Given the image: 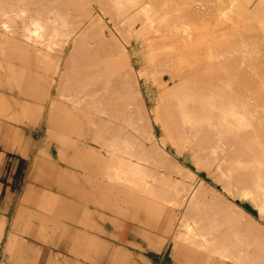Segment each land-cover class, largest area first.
Listing matches in <instances>:
<instances>
[{"label":"bare ground","instance_id":"6f19581e","mask_svg":"<svg viewBox=\"0 0 264 264\" xmlns=\"http://www.w3.org/2000/svg\"><path fill=\"white\" fill-rule=\"evenodd\" d=\"M4 1L0 0V16L2 14L6 16L8 13L9 15L0 18L2 25L0 27L13 34H19L16 32L19 27L15 26L17 21L12 24L15 15L17 14L18 18H22L23 15L25 18L34 10L25 8L26 5L23 3L29 0H16V7L19 1H24L22 5L25 6L24 8L18 6V10L15 9L16 13H13L14 0H11L12 4L11 1L8 3L9 0L7 3ZM205 1L207 4H204ZM205 1L195 3L197 0H41L39 3L43 2L41 3L43 6L41 4L38 6L44 7L42 9L34 0L31 3L39 9L34 7L37 14L44 13L47 19L52 14L53 18L46 23L44 17L40 21L42 17L39 14L37 15L39 19H34L33 23H25L32 17L30 15L31 17L28 16L29 19L26 18L24 22L26 25L20 22V28L24 30L20 34L23 36L26 31L27 36L24 35L31 44L26 41L24 43L34 50L33 55L37 60L39 82L35 88L37 95L43 99L51 95L52 79L46 78L44 72L60 76L49 113L50 127L59 129L71 124L70 121H63L64 116L74 113L66 110L65 104H62V100L66 99L74 109H79L80 113L95 117L107 114L110 115L108 116L110 119L112 116L122 118L125 120L122 123H127L141 136V139L136 138L140 145L136 139V143L132 144L140 147L139 158L145 160L148 166L141 167L142 164L135 162L134 166L140 167H137L139 177L135 176L140 184H136L137 188L141 187L142 192H148L150 197L154 194L165 203L169 199L168 196H171L173 201H176L173 202L172 199L170 201L175 203L178 209L188 206V210L185 208L184 211L186 213L190 211L187 213L188 218H193L195 222L191 225L192 222L190 223L182 214L187 220L181 219L185 222L187 230L186 232L181 230L172 239L176 245V253L186 243L198 246L197 248L205 247L214 254L241 260L239 262L264 264V75H262L264 51L262 52L259 47L253 51V46H260L261 37L264 38L263 34L257 35L259 32L263 33L264 28L259 30L256 27L260 26L259 23L263 25L264 20H256L259 23L257 22L258 25L255 27H252L256 24L253 22L255 20L251 21L250 31L255 33L257 31L256 34L253 33L255 36L252 34L253 38L256 39V35L261 36L257 37L259 39H256L257 43L255 41L251 45L252 37L240 29V21L229 16L228 10L221 12L226 9V4L229 7L231 0L229 2L223 0L229 4L224 2L225 8L219 7L224 18L219 11L216 12L218 6L223 3L222 0L220 4L216 2L220 0H214L212 3L210 0ZM244 1L246 4L243 6L247 7L250 0L249 2L240 0L239 4ZM208 2L211 6L206 7ZM258 2L260 5L257 6L260 9L264 8V3L262 4L261 0ZM1 3L6 8H2ZM255 3L257 4L256 1ZM5 4L13 8L10 6L8 8ZM26 4L29 6L30 3ZM256 4L254 10H257ZM212 5L214 8H211ZM238 6L237 4V10ZM232 7L231 11L236 10L233 4ZM10 8L13 9L12 12ZM252 8L254 7L251 6ZM26 9L33 11L27 13ZM263 10L261 12L264 15ZM35 15L33 18L37 17ZM31 23L33 27H30ZM22 25L27 28H23ZM7 33L0 32V52L9 44L10 52H7L11 58L8 57L10 61L8 59L5 62L13 64L11 59L16 55L18 44L16 39ZM262 41L261 43L264 42ZM262 49L264 50L263 45ZM252 51L255 55H252ZM26 56L28 57V54ZM5 58L7 57L3 60H6ZM12 64L8 74L9 82L14 86L26 79L20 73L23 65L22 68H17L18 72ZM14 64L16 67L15 62ZM254 68L258 69V74L254 73ZM10 110L6 111L8 115H10L8 111L12 112ZM108 117L105 119L107 122ZM114 123L116 125V122ZM157 125L163 129L164 136H159ZM70 133L73 132L70 131L68 135ZM58 135H61L59 131ZM58 135L56 136L60 137ZM132 147L133 153L131 151L129 153L135 154L139 147L137 150L133 145ZM138 155L136 154L135 158L138 159ZM114 156L117 155L114 153ZM125 159L121 160L126 161ZM118 160L119 156L116 160L113 158V162L116 161L118 164L116 168L124 170L123 174L118 171L122 174L120 179H123V182L128 181V186L133 185L134 174L132 178L131 173L124 169L128 168L130 163L131 167L128 170L130 171L132 167L136 169L134 163L132 164L133 160L128 159V165L124 162L126 167L123 161L118 163ZM188 161L193 162L197 170L205 168L210 175H216L215 180L217 179L221 189L205 181L197 171L186 166L185 163ZM114 164L115 162L112 165ZM105 168V172L110 171L109 167ZM113 173L114 171L108 173L112 174L111 177L109 175L103 177L115 181ZM148 176L154 177L153 183L146 180ZM114 178H117L116 174ZM137 180L135 182H138ZM116 183L121 184V181ZM246 200L255 205L258 210L257 216L248 212L239 202ZM162 209L164 212L162 223L168 226L174 208L165 205ZM177 227L176 229H180ZM205 244L206 246L209 244L210 247L207 248Z\"/></svg>","mask_w":264,"mask_h":264},{"label":"crops","instance_id":"0c3cea01","mask_svg":"<svg viewBox=\"0 0 264 264\" xmlns=\"http://www.w3.org/2000/svg\"><path fill=\"white\" fill-rule=\"evenodd\" d=\"M250 1L248 8L255 7V1L260 5L258 0ZM3 51L0 264H238L186 243L176 253L175 242L159 240L156 210L143 212L135 195L122 191L115 175V181L103 177L112 172L108 152L84 138L88 134L77 138L76 130L68 135L72 132L68 127L47 124L46 100L26 81L10 84L11 56L6 48ZM1 59L4 63L9 59L6 69ZM11 62L14 66V58ZM30 92L32 101L27 99ZM24 100L31 102L26 109ZM105 167L110 171L105 172Z\"/></svg>","mask_w":264,"mask_h":264},{"label":"rangeland","instance_id":"374dc122","mask_svg":"<svg viewBox=\"0 0 264 264\" xmlns=\"http://www.w3.org/2000/svg\"><path fill=\"white\" fill-rule=\"evenodd\" d=\"M11 0H9L8 1V3L10 2ZM13 1V0H12ZM12 1H11V4H12ZM24 1H26V0H24ZM24 1H19V2H17V7L15 6L16 5V0H14L13 1V6H14V11H13V13L16 11L15 9H17L18 8V6H20L21 8L23 7L24 8V6L26 5V7L25 8H27L28 9V7L30 8V9H32L33 8V10H34V12H35V10L36 9H38L34 4L32 5V1L34 2V0H29V1H27V2H29L30 4H29V6H28V4H26V3H23ZM31 1V2H30ZM39 1H41V0H38V2H37V0H35V4H37V6L39 5L40 6V4L41 3H43V2H40L39 3ZM202 2V3H204V1L202 0V1H200V0H197V2H195V3H199V2ZM208 1V0H207ZM211 1V2H210ZM209 2L210 3H212V2H214V0H210ZM228 2L230 1V0H227ZM226 1V2H227ZM233 1V2H232ZM262 2V4L264 3V0H261ZM7 3V0H5L4 1V3ZM194 2V1H193ZM209 2H208V6L206 5V7H209V6H211V4L209 5ZM216 2H219V4H220V2H221V0L220 1H216ZM216 2L213 4V5H215L216 4ZM222 2L223 3H221L219 6H218V8L217 7H215V9H216V12L218 13V11H219V14L222 12V11H227L228 10V13H230V15L229 16H231V17H233L236 21H240V29L241 30H243L244 32H247V33H249V35H251V36H249V37H252V39H255V38H253L254 36H255V34L257 33V31H256V33L255 32H252V31H250V28H251V21H253V20H255V21H253V22H256V24H254V26H252V27H255L256 25H258L257 24V22L259 23V21H256V20H260V21H263L264 19H263V17H264V15H263V12H261V10L262 9H264L263 7H261V9H260V7H257L256 9L257 10H254L255 9V7L254 8H252L251 9V7L250 8H247L246 7V5L245 6H243L244 4H246V2L244 1V3L243 2H241V4H239V2H240V0H239V2L237 1V0H231V4H229L228 2V6L230 7H227V4L225 5V7H226V9H224V10H221V12H220V9H219V7H221V9H222V7L223 8H225L224 6H223V4H225L226 2L225 1H223L222 0ZM225 2V3H224ZM238 2V3H237ZM251 2V1H250ZM15 3V4H14ZM21 3V5H19ZM22 3L23 4H25V5H22ZM236 3V4H235ZM2 4V3H1ZM10 4V3H9ZM204 4H207L206 3V1H205V3ZM203 4V5H204ZM218 4V3H217ZM232 4H233V6L234 7H236L235 9L237 10V4L239 5L238 7V9L239 10H233V11H231V8H233L232 7ZM5 5H7V4H5ZM31 5V6H30ZM42 5V4H41ZM200 5H201V3H200ZM203 5H202V7H203ZM213 5H212V7L211 8H214L213 7ZM222 5V6H221ZM236 5V6H235ZM8 6V8H9V6L10 7H12L11 5H7ZM38 6V7H39ZM43 6V5H42ZM217 6V5H216ZM6 8L5 6H4V4H2V8ZM16 7V8H15ZM36 9H35V8ZM205 7V8H206ZM244 7H245V9H244ZM13 8V7H12ZM39 8H42V7H39ZM204 8V7H203ZM241 8V9H240ZM259 8V9H258ZM20 9V8H19ZM26 9V11H27V13L28 12H31V11H33V10H31V11H29V10H27ZM42 9H44V7L42 8ZM6 11H7V9H5ZM9 10V9H8ZM10 10H11V8H10ZM13 10V9H12ZM12 10H11V12H12ZM18 10V9H17ZM39 10V9H38ZM213 10V9H212ZM211 10V11H212ZM234 11H236V12H234ZM264 11V10H263ZM8 12V11H7ZM34 12H31L32 14H30V15H32V17L30 16V15H28L27 14V16H26V13H25V15H24V17L25 18H23V15H22V18H18L16 15H15V17L17 18H14V21L13 20H11V21H13V23L12 24H14V22L15 21H17V24L15 25L16 27H19V30H16V32L18 33L19 32V34H16V33H12V32H10V31H7L6 29H4L3 27L1 28L0 27V32H8L7 34L9 35V36H12L14 39H16V41H17V44H18V48L15 50V56H14V62L16 63V65L18 66H16L15 67V64H14V68H16L15 70H17L18 72H19V70L17 69V68H22V65H23V68H24V66H25V68L23 69H21L20 70V73L21 74H23L24 75V77H25V79H26V82L27 83H29L30 84V87H31V91H32V88H33V86H37V84H39V82H37V79H38V67H37V60H36V57H35V55H33L34 53H33V49L32 48H30V47H28V44L30 43L31 44V42L29 41V39H27V34H26V31H25V33H23V36L20 34V33H22V32H24V30H22L20 27H21V24H20V22L23 24L25 21H26V18L27 19H29V17L28 16H30L31 18L29 19V21H27V22H25V23H29V22H32L33 23V20L34 19H36V18H38L39 19V14H41V13H39V14H37V10H36V12L34 13ZM39 12H41V11H39ZM44 12V11H43ZM258 12V13H257ZM12 13V14H13ZM16 13V12H15ZM36 14V15H35ZM219 14H217V16L219 15ZM257 14H260V15H257ZM7 15H9V13L8 14H6V16ZM14 15V14H13ZM13 15H12V18H13ZM33 15H35V16H37V17H35V18H33L34 16ZM44 15V16H43ZM207 15L210 17V15H209V12H207ZM221 16H222V18H224L223 16H224V14L222 13V14H220ZM256 15H257V17H256ZM2 16H4L5 18H6V16H5V14L3 15H1L0 16V18H3ZM11 16V15H10ZM19 17H20V14L18 15ZM41 17V20L40 21H42L44 18V21L46 22V23H49L48 21H50L49 19H51V17L53 16L52 14L50 15V18L49 19H47V16H46V14H41L40 15ZM46 16V17H45ZM207 16V17H208ZM252 16H255L256 17V19H255V17H252ZM8 17V16H7ZM44 17V18H43ZM205 17V16H204ZM259 17V18H258ZM5 18H4V20H5ZM10 19H11V17H9ZM53 18V17H52ZM258 18V19H257ZM8 19V18H7ZM6 19V20H7ZM32 19V21H30ZM47 19V20H46ZM210 19V18H209ZM2 20V19H1ZM18 20H20L19 22H18ZM23 20V21H22ZM10 21V20H9ZM247 21H250V23L249 22H247ZM2 22V21H1ZM16 23V22H15ZM19 23V24H18ZM24 23V24H25ZM32 23H31V25H30V27H33V25H32ZM2 24V23H1ZM30 24V23H29ZM110 24L113 26V23L112 22H110ZM26 25V24H25ZM25 25H22V27L23 28H25ZM208 25V24H207ZM259 25L260 26H262L261 28H259L258 26H256L259 30L260 29H262V28H264L263 26H264V22H263V25H261V23H259ZM0 26H2V25H0ZM28 27H29V25H28ZM27 28V27H26ZM25 28V29H26ZM16 29V28H15ZM247 29H249V30H247ZM240 30V31H241ZM253 30V29H252ZM263 30V29H262ZM250 32H252L251 34H250ZM253 33H255V34H253ZM24 34H26V36L24 35ZM254 36H253V35ZM262 34L264 35V31H263V33H261V32H259V34L257 33V35H261L262 36ZM256 35V39L257 40H259L257 37H261V36H257ZM16 36H18V37H16ZM20 36V37H19ZM25 36V37H24ZM251 39V41L253 42H251V45L252 44H254V42L256 41V43H257V40L255 39L254 41ZM264 38L263 37H261V41L263 40ZM23 41V42H22ZM29 42L28 44L26 43H24V42ZM261 41H260V46L258 45V46H253V51L254 50H256V47H259L260 48V50L263 52L264 50L262 49V45L264 46V40L262 41L263 43H261ZM259 42V41H258ZM255 43V44H256ZM255 48V49H254ZM6 49H7V51L8 52H10V47H9V44H8V47L6 46ZM252 50V49H251ZM250 50V51H251ZM259 50V52H261ZM252 51V52H253ZM17 52V53H16ZM252 52H251V54H252ZM255 52V51H254ZM253 52V54L252 55H255V53ZM20 53V54H19ZM258 53V51H256V54ZM19 54V55H18ZM28 54V57L26 56ZM257 56H258V54H257ZM257 56H255V58L257 57ZM254 57V56H253ZM20 62V63H19ZM44 72V71H43ZM256 72V73H255ZM258 72V69H256V68H254V73L255 74H258L257 73ZM43 74H45V77L46 78H49L50 80L52 79V83H51V86L52 87H50L51 88V95H50V97H48L47 99H45L46 100V121H47V123L49 122V113H50V110H51V104H52V100H53V98H54V96H55V94L57 93L56 91H57V87H58V82H59V75H55V76H53V74H49L48 72H44ZM262 75H264V73H263V71H262ZM59 76V77H58ZM58 80V81H57ZM56 86V87H55ZM32 92H30V98H29V100H33L34 99V97H33V94H31ZM32 97V98H31ZM49 100V101H48ZM66 99H63L62 101V104H65V109L66 110H70V111H72V112H74L73 114H71V115H67L68 116V118H66L67 116H64V119H63V121H70V129H71V127H72V132L73 133H75V129L77 130L76 132H77V134L79 135L77 138H81V137H83V136H81V135H83V133H86V134H88V136L87 137H84V138H88L90 141H91V143H93L94 145H99V146H102L103 147V149L106 151L107 150V152H108V155L110 156L109 157V159H110V166H111V169H112V171L114 170L115 172V174H116V177L118 178V180H120L121 181V184H123L124 182H125V180H124V182L122 181L123 179H120V176L123 174V172L122 171H124L123 170V168H122V170H120V168H116L117 166H116V164H117V162L116 161H114L115 162V164L114 165H112L114 162H113V158H115V160H116V157L117 156H119V160H118V163H120V162H122L123 163V165H124V167H126L128 164V162H129V160L128 159H130V160H133L132 161V164H133V166L134 165H136L137 164V162H138V164H142L141 165V167L142 166H148L147 165V162H145V160L143 161V159H140L139 157V153H138V151H139V149H140V147L139 146H137V144H139V141L137 140V139H141V136L136 132V131H134L135 129H133L131 126H129L127 123L125 124V123H122V122H125V120L124 119H122V118H120L119 119V117H116V116H112L111 117V119L109 118L110 117V115H108L107 116V114H103V115H101V116H90L89 114L87 115V114H84V113H80V110L79 109H74L73 108V106L66 100ZM47 101H48V103H47ZM24 104V107L25 106H27L28 104L30 105L31 104V102H28V104H26L27 102L26 101H24L23 102ZM26 108V107H25ZM24 108V109H25ZM107 117L109 118V120H111L110 122H109V120H108V122L106 121L107 120ZM114 118V119H113ZM115 118H118V119H115ZM68 119V120H67ZM106 119V120H105ZM124 120V121H123ZM118 121V122H117ZM74 124H73V123ZM105 122V123H104ZM107 122V123H106ZM114 122H116V125H115V123ZM109 123V124H108ZM95 124L96 125V127H95V125L93 126V125ZM111 124V125H110ZM119 126H118V125ZM104 127H102V126ZM105 125H106V127H105ZM68 126V127H69ZM112 126V127H111ZM115 126V127H114ZM118 126V127H117ZM92 127V128H91ZM113 127L116 129H113ZM123 127V128H122ZM126 127V128H125ZM100 128V129H99ZM112 128V129H111ZM123 130H122V129ZM96 129V130H95ZM102 129H103V131H104V134H103V131H102ZM126 129H127V131H126ZM131 131V133H130V131ZM157 129H158V133H159V136H164V133H163V129L159 126V125H157ZM78 130H80V131H78ZM93 130H95V131H93ZM121 130V131H120ZM133 130V131H132ZM106 131V132H105ZM110 131V132H109ZM123 131V133H121ZM127 133H126V132ZM78 132H80V133H78ZM124 132H125V134H126V136H125V134H124ZM93 134V135H92ZM96 134V135H95ZM116 134V135H115ZM128 134H129V136H128ZM131 134V135H130ZM113 135V136H112ZM115 135V136H114ZM122 135H124V137L122 136ZM102 137V138H101ZM112 137V138H111ZM118 137V138H117ZM123 137V138H122ZM127 137H129V138H127ZM137 138V139H136ZM129 139V140H128ZM137 140V144H132V142L133 143H136L135 141ZM130 140H132V141H130ZM95 141H97V142H95ZM121 141V142H120ZM125 142V143H124ZM123 144V145H122ZM117 145V146H116ZM119 145H120V147H119ZM130 145V146H129ZM132 145L135 147V149L137 150V148H138V150L136 151L135 149V154H131V153H133V151H131V148H133L132 147ZM140 145V144H139ZM126 146V147H125ZM137 146V147H136ZM114 147H115V149H114ZM112 150V151H111ZM124 150H125V152H124ZM119 151V152H118ZM131 151V153H129ZM106 152V153H107ZM111 152L113 153V154H111ZM114 153L117 155V156H114ZM127 154V155H126ZM129 154H131L130 156H129ZM136 154L138 155V159L137 158H135L136 157ZM133 155V156H132ZM135 155V156H134ZM121 156H122V158H128V159H125L126 161H124V160H121L122 158H121ZM142 158V157H141ZM112 160V161H111ZM120 161V162H119ZM128 161V162H127ZM181 161H182V163H184L183 162V160L181 159ZM113 162V163H112ZM124 162H126L125 164H127V165H125L124 164ZM135 162H136V164H135ZM122 163L120 164L121 166H122ZM118 165V164H117ZM119 165V166H120ZM130 165H131V163H130ZM128 166V168H130L131 166ZM185 165L186 166H188V167H191L193 170H195V171H197L198 173H199V175H200V177L202 178V179H205V181H208L209 183H211L212 185H214L215 187H218L219 189H221V185L220 184H218L217 183V179L215 180V176L216 175H210V173H208V170L207 169H201V170H197L195 167H194V165H193V162H191V161H188L187 163H185ZM118 166V167H119ZM123 167V166H122ZM134 167H136V169L134 168V169H132V171H131V169H130V171L128 170V168L126 167V168H124V169H127V170H125V171H128V172H130L131 173V177L133 178V174H134V178L133 179H135L136 177L135 176H138L139 177V172H138V168H140L139 167V165L138 166H134ZM138 167V168H137ZM207 170V171H206ZM118 171H120V172H118ZM134 171H137L138 173H134ZM125 173V172H124ZM114 174V175H115ZM137 174V175H136ZM208 174V175H207ZM212 176H213V178H212ZM211 177V178H210ZM123 178V177H122ZM154 178V177H153ZM152 178V176L150 177V176H148L147 178H146V180L148 179V182L149 183H153L154 182V179ZM138 179V178H137ZM137 179H135L134 180V182L132 183L133 185H131L130 184V180H129V185H131V186H128V181H126L123 185H121V187H122V191L124 192V193H126V195H130V194H133V195H135V197H136V202L137 203H140V207H141V209H142V211L143 212H145V213H147V214H153L154 213V211L156 210V219H157V223H158V238H159V240H162V241H168V243H171V245L174 243V240L172 241V239H174V237L176 236V235H178L179 233L178 232H180L181 230L182 231H184V232H186V230H187V227H185L184 225H185V218L187 217H189V215L187 214V213H190V211H187V213L184 211V210H188V206H184V207H182L181 209H178L177 208V205L175 204H173V202H175V201H173V198H171V196L169 197L168 196V200L166 201V203H165V201H162V200H159V198L158 197H156L154 194H152V192H151V194L154 196V198H153V196L152 197H150L149 196V193L147 192V193H144V191L142 192V189H141V187L138 189L137 188V186L138 185H140V184H138L139 183V181L137 180ZM150 179V180H149ZM138 181V182H135V181ZM133 180H131V182H132ZM151 181V182H150ZM204 181V182H205ZM206 183V182H205ZM136 184H138L137 186H136ZM134 187H136L135 189H134ZM134 189V190H133ZM142 192V193H141ZM146 192V191H145ZM144 193V194H143ZM148 194V195H147ZM146 196V197H145ZM156 197V198H155ZM172 199V201H170ZM170 202V203H169ZM240 203H241V205L248 211V212H250V213H252L254 216H257L258 215V210H257V208L255 207V205L251 202V201H249V200H246V201H244V202H242V201H239ZM172 203V204H171ZM166 205V207H172V208H174V210H173V214H171V216H170V218H171V222L169 223V225L167 226V225H165V224H163L162 223V220H163V214H164V212H163V209H162V207L163 206H165ZM170 205H172V206H170ZM186 208V209H185ZM180 212V213H179ZM183 212H185L186 213V215H185V213H183ZM193 212V211H192ZM191 212V213H192ZM194 213V212H193ZM186 216L185 218H184V216ZM191 215V214H190ZM192 216V215H191ZM193 216H195V214L193 215ZM177 217V218H176ZM181 217V218H180ZM181 219H185L184 221L183 220H181ZM190 219V220H189ZM193 219V218H192ZM192 219L191 218H188V221L191 223V225H194L193 224V222H194V219H193V221H192ZM180 220H181V222H180ZM187 221V220H186ZM178 222H179V224H178ZM195 223V222H194ZM264 223V222H263ZM177 224H178V227H177ZM185 228H184V227ZM176 227L177 228H180V229H176ZM217 230V229H216ZM215 230V231H216ZM176 232V234L174 235V233ZM161 233V234H160ZM171 241V242H170ZM173 242V243H172ZM243 243V242H242ZM233 244V243H232ZM205 246H206V244H205ZM208 247H210L209 246V244L207 245ZM206 246V247H207ZM207 247V248H208ZM197 248V247H196ZM199 249H202L203 251H205V252H207L208 253V255L210 254V255H218V256H220L223 260H227V261H229V262H233V263H238V264H248L247 262H239V261H241V260H236V259H234V258H232V257H229V256H224V255H220V254H214V253H212V252H210V251H208L205 247H199ZM226 257V258H225ZM251 264V263H250Z\"/></svg>","mask_w":264,"mask_h":264}]
</instances>
